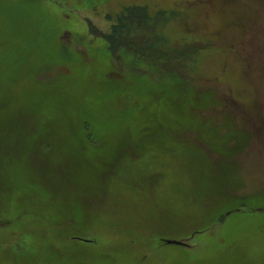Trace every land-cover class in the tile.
Wrapping results in <instances>:
<instances>
[{
  "label": "rangeland",
  "instance_id": "1",
  "mask_svg": "<svg viewBox=\"0 0 264 264\" xmlns=\"http://www.w3.org/2000/svg\"><path fill=\"white\" fill-rule=\"evenodd\" d=\"M0 264H264V0H0Z\"/></svg>",
  "mask_w": 264,
  "mask_h": 264
},
{
  "label": "trees",
  "instance_id": "2",
  "mask_svg": "<svg viewBox=\"0 0 264 264\" xmlns=\"http://www.w3.org/2000/svg\"><path fill=\"white\" fill-rule=\"evenodd\" d=\"M164 23L161 17L158 16L153 21L148 16V11L145 7H133L127 9V11L119 16L118 24L113 27V31L110 35H107V42L111 51L119 52L120 50L128 47L134 51V55L142 56L145 59L149 57L154 58L159 63L166 62L169 59L170 54H165L159 51H155V44H159L162 39L157 35V28L160 23ZM150 28L152 34H150ZM144 31L150 34V41H142L129 38L132 34L133 37L138 35L137 32ZM136 34V35H135ZM140 34V33H139ZM143 42V43H142ZM141 59V58H140ZM149 60V59H148ZM156 62V63H157Z\"/></svg>",
  "mask_w": 264,
  "mask_h": 264
},
{
  "label": "water",
  "instance_id": "3",
  "mask_svg": "<svg viewBox=\"0 0 264 264\" xmlns=\"http://www.w3.org/2000/svg\"><path fill=\"white\" fill-rule=\"evenodd\" d=\"M169 244H175V245H186V243L178 241V240H167Z\"/></svg>",
  "mask_w": 264,
  "mask_h": 264
}]
</instances>
